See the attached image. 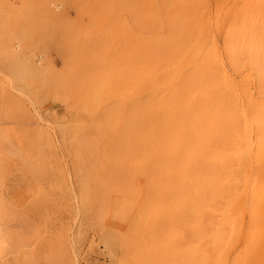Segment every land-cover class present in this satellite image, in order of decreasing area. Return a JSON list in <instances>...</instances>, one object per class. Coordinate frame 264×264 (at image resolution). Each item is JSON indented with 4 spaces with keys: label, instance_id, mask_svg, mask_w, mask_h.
<instances>
[{
    "label": "bare ground",
    "instance_id": "1",
    "mask_svg": "<svg viewBox=\"0 0 264 264\" xmlns=\"http://www.w3.org/2000/svg\"><path fill=\"white\" fill-rule=\"evenodd\" d=\"M11 207L35 264L74 226L110 264H264V0H0V264Z\"/></svg>",
    "mask_w": 264,
    "mask_h": 264
},
{
    "label": "rangeland",
    "instance_id": "2",
    "mask_svg": "<svg viewBox=\"0 0 264 264\" xmlns=\"http://www.w3.org/2000/svg\"><path fill=\"white\" fill-rule=\"evenodd\" d=\"M54 69H59L58 59L52 60ZM9 197L11 196V190L9 191ZM11 211H8L9 217H11V224L8 228V257L5 259L3 264H8L11 261H17L19 264H35L33 261V246L35 237V224L36 215L30 210L24 212V219L21 211L22 209L14 210L12 207ZM56 211L60 213V217H65L67 213L59 205ZM51 218L54 217L55 212H49ZM78 229L74 226L71 229V233L76 237L74 243L78 245L76 251V259L78 264H110L109 257L104 250L102 241L100 240L99 234L92 230H89L86 226ZM16 239H12V238ZM207 262H211L210 251L207 254Z\"/></svg>",
    "mask_w": 264,
    "mask_h": 264
}]
</instances>
